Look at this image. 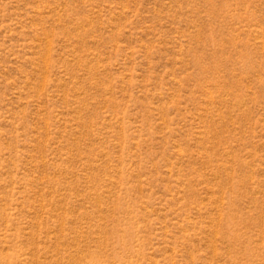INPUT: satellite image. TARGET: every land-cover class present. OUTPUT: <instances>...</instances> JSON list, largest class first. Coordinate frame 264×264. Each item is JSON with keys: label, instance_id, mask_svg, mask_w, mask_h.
<instances>
[{"label": "rangeland", "instance_id": "rangeland-1", "mask_svg": "<svg viewBox=\"0 0 264 264\" xmlns=\"http://www.w3.org/2000/svg\"><path fill=\"white\" fill-rule=\"evenodd\" d=\"M0 264H264V0H0Z\"/></svg>", "mask_w": 264, "mask_h": 264}]
</instances>
